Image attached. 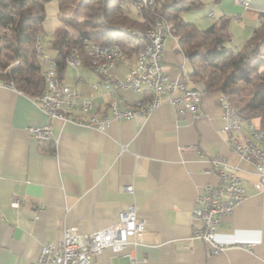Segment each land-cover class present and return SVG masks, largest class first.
I'll list each match as a JSON object with an SVG mask.
<instances>
[{"label":"crops","instance_id":"obj_1","mask_svg":"<svg viewBox=\"0 0 264 264\" xmlns=\"http://www.w3.org/2000/svg\"><path fill=\"white\" fill-rule=\"evenodd\" d=\"M203 1L198 7L203 10L196 8L195 20L189 21L207 27L227 19L235 48L264 22V0ZM58 13L54 16L63 25ZM134 62L135 55L123 54L112 71L124 78ZM163 62L171 76L191 75L193 70L177 37L166 38ZM60 76L93 100L91 112L101 114L111 101L102 76L89 63L66 64ZM113 88L124 98L123 108L146 97L144 92ZM220 96L221 91H206L199 117L166 103L148 115L112 118L99 129L49 117L33 96L0 74V264H35L41 245L60 240L66 227L89 233L99 224L116 221L130 204L146 218L150 242L131 246L133 258L105 249L92 264H264V188L257 185L260 176L254 163L230 143L231 138L242 140L249 121L262 125L255 118L243 121V132L225 131ZM71 112L83 119L90 114ZM42 125L52 128L51 149L42 147L29 130ZM214 156L224 157L227 169L238 172L245 194L233 212L223 216L216 237L225 243L252 242L251 249L229 247L213 254L200 238H191L198 225L191 215L196 199L207 184L219 182ZM15 197L19 206L11 205Z\"/></svg>","mask_w":264,"mask_h":264},{"label":"built area","instance_id":"obj_2","mask_svg":"<svg viewBox=\"0 0 264 264\" xmlns=\"http://www.w3.org/2000/svg\"><path fill=\"white\" fill-rule=\"evenodd\" d=\"M157 0H132L133 8L138 11L149 10ZM242 2V0H237ZM128 30L144 39V44L135 53V62L128 68L125 77L114 74V68L123 55L118 44H100L93 39L83 38L80 46H73L66 56V64L78 67L83 64V54L90 62L92 69L102 76L101 83L110 92L111 101L106 104L101 114L91 112L94 102L79 91L64 83L57 69V60L38 34L36 50L43 62L41 75L46 87L34 97L51 118L63 122L71 121L89 127L104 129L112 118H131L136 114H150L163 104H171L180 111H189L193 117H199L203 111L201 103L206 90L195 85L194 78L188 73L180 72L171 76L166 72L163 56L168 36L176 37L171 24L161 12H155L152 27L149 29L127 27ZM7 69L1 70L6 72ZM94 83L93 87H98ZM113 87L132 89L146 93V97L136 100L125 108L120 106L124 98L115 95ZM222 117L225 120L223 129L228 132H243V120L238 115L229 97L221 92ZM79 109L90 112L87 119L80 118L71 111ZM248 130L243 132L242 140L230 139L231 146L239 155L252 163L260 176L258 187L264 188V127L248 122ZM29 130L40 140L52 139L50 125L30 126ZM212 162L217 167L219 182L207 184L196 199L191 211L192 220L198 225L193 229L191 238H200L209 246L213 254L221 253L229 247L251 249L252 242L225 243L216 237L217 228L223 216L233 212L245 198L241 178L236 170H228V163L222 156H214ZM126 189L131 190L128 185ZM20 200L15 197L12 206H19ZM149 225L145 217L134 204L121 209L116 221H107L97 225L89 233H81L76 227H66L58 241L41 245L35 264H92V258L105 249L134 257L131 246L150 242ZM131 247V248H130Z\"/></svg>","mask_w":264,"mask_h":264},{"label":"trees","instance_id":"obj_3","mask_svg":"<svg viewBox=\"0 0 264 264\" xmlns=\"http://www.w3.org/2000/svg\"><path fill=\"white\" fill-rule=\"evenodd\" d=\"M49 1L0 0V69L18 61L0 74L33 97L46 87L36 40L40 33L44 37ZM58 1V17L64 29L49 40L47 50L53 51L60 75L66 68L67 54L73 46H80L83 38L118 44L124 55H135L144 39L127 27L151 28L158 11L166 15L180 48L192 62L191 75L206 91L225 93L243 121L259 118L264 127V22L243 46L235 48L230 42L227 19L201 28L183 18V11L202 6L203 0H157L155 6L141 12L133 8L132 0ZM83 62L90 65L85 54ZM41 141L42 147L51 149V141Z\"/></svg>","mask_w":264,"mask_h":264},{"label":"rangeland","instance_id":"obj_4","mask_svg":"<svg viewBox=\"0 0 264 264\" xmlns=\"http://www.w3.org/2000/svg\"><path fill=\"white\" fill-rule=\"evenodd\" d=\"M197 9L193 8V9H190V10H185V11H183V15L182 16L188 21L189 20H195L194 18H195V13L197 12ZM198 10H203V8H199ZM56 11L59 12V1L58 0H50L46 4L47 16H46V19L44 20L43 42H44L45 45L48 44L49 40H51V39H53L55 37V34L59 35L62 32V30L64 29V26L61 25L59 20L55 18L57 15L55 14L56 16H54V13ZM56 26H59V30H58L57 33H55V29L57 28ZM69 28L72 31L74 30L72 26H69ZM201 28H205V27H201ZM17 62H18L17 60L14 61L6 69L8 70L13 64H15Z\"/></svg>","mask_w":264,"mask_h":264}]
</instances>
